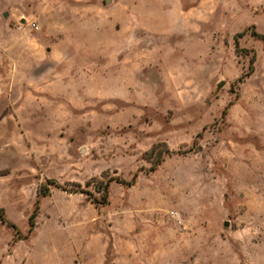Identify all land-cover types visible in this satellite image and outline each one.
I'll return each mask as SVG.
<instances>
[{"label": "rangeland", "instance_id": "obj_1", "mask_svg": "<svg viewBox=\"0 0 264 264\" xmlns=\"http://www.w3.org/2000/svg\"><path fill=\"white\" fill-rule=\"evenodd\" d=\"M0 264H264V0H0Z\"/></svg>", "mask_w": 264, "mask_h": 264}, {"label": "trees", "instance_id": "obj_2", "mask_svg": "<svg viewBox=\"0 0 264 264\" xmlns=\"http://www.w3.org/2000/svg\"><path fill=\"white\" fill-rule=\"evenodd\" d=\"M241 34H243V32L242 33H240L239 35H241ZM236 40H237V38H236ZM121 182H124V183H127V184H132V182L130 183V182H126V181H121ZM107 192H108V188H109V184H107ZM106 198H107V194H106ZM107 200V199H106ZM37 208V207H36ZM36 211H37V209L35 210V212H34V214H33V217L36 215ZM33 225V224H32Z\"/></svg>", "mask_w": 264, "mask_h": 264}, {"label": "water", "instance_id": "obj_3", "mask_svg": "<svg viewBox=\"0 0 264 264\" xmlns=\"http://www.w3.org/2000/svg\"><path fill=\"white\" fill-rule=\"evenodd\" d=\"M221 86H222V84H221ZM226 225H227V223H226Z\"/></svg>", "mask_w": 264, "mask_h": 264}]
</instances>
